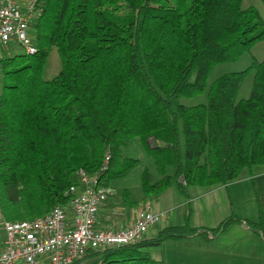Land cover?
Listing matches in <instances>:
<instances>
[{
	"label": "trees",
	"instance_id": "1",
	"mask_svg": "<svg viewBox=\"0 0 264 264\" xmlns=\"http://www.w3.org/2000/svg\"><path fill=\"white\" fill-rule=\"evenodd\" d=\"M264 3V0H261ZM242 0H37L30 29L36 52L4 59L0 93V214L28 220L67 207L78 173L98 172L100 184L126 176L137 164L121 149L139 140L158 174L143 171L141 190L156 197L170 186L208 188L264 165V58L222 74L206 102L178 97L205 92L210 71L264 40L258 10ZM55 48L58 74L42 77ZM194 72V80L190 76ZM252 72L250 94L236 99ZM179 130L183 137L180 149ZM168 169L172 174H168ZM123 203L134 207L128 191ZM166 226L135 245L90 251L99 264H158L141 249L199 235L207 239L240 221L217 227ZM264 235V226L249 223ZM85 255V256H87ZM76 264V263H74Z\"/></svg>",
	"mask_w": 264,
	"mask_h": 264
},
{
	"label": "built area",
	"instance_id": "2",
	"mask_svg": "<svg viewBox=\"0 0 264 264\" xmlns=\"http://www.w3.org/2000/svg\"><path fill=\"white\" fill-rule=\"evenodd\" d=\"M36 1L27 0L21 6L17 0H0V49L14 41L24 48L25 54L36 52L30 33L41 13ZM108 160L107 153L94 174L79 171L78 184L67 191V207L57 205L28 220H2L0 264H74L90 251L135 245L144 240L149 228L162 218V214L151 209L149 200L136 204L128 224L98 226L99 208L114 194L112 187L99 182Z\"/></svg>",
	"mask_w": 264,
	"mask_h": 264
},
{
	"label": "crops",
	"instance_id": "3",
	"mask_svg": "<svg viewBox=\"0 0 264 264\" xmlns=\"http://www.w3.org/2000/svg\"><path fill=\"white\" fill-rule=\"evenodd\" d=\"M17 1L23 6L27 0ZM2 57L0 51V60ZM246 169L237 179L226 184L208 188L189 187L188 197H183L175 186L156 197L151 209L162 214V218L152 227L150 236L147 237L146 233L145 239L166 226L183 225L187 213V220L193 228H215L231 216L240 219L215 236L208 233L207 239L192 235L164 241L159 247L170 243L172 250L170 258L163 257L164 254L160 256L159 264H264V235L249 225L260 222L264 226V165ZM145 199L151 202L152 198ZM140 201L143 200L136 202ZM134 208L110 197L99 208L98 226L106 228L128 224L135 214ZM2 220L0 214V223ZM3 238L4 232L0 229V242Z\"/></svg>",
	"mask_w": 264,
	"mask_h": 264
},
{
	"label": "rangeland",
	"instance_id": "4",
	"mask_svg": "<svg viewBox=\"0 0 264 264\" xmlns=\"http://www.w3.org/2000/svg\"><path fill=\"white\" fill-rule=\"evenodd\" d=\"M249 6L255 7L262 20H264V3L261 0H242L241 7L247 8ZM0 51L3 53L2 60H0V93L2 91L3 86V79H2V62L4 59L14 57L16 55H22L25 53L24 48L20 46L18 43L14 41L8 42L5 46L1 47ZM264 58V40H260L256 42L250 51L244 52L241 54L236 60L229 61L225 63H221L216 65L209 73L208 78L206 80L205 92L203 94L188 98V97H178L176 102L179 104L191 106L196 104H203L206 102V89L210 85V83L219 77L222 74L231 73V72H239L246 69L251 61L257 60L260 61ZM61 68V62L59 55L55 48H52L49 52L44 67L42 71V77L45 80H50L54 78ZM194 72L190 76V81L194 80ZM252 83V72H250L241 82L239 86L237 97L236 99L247 98L250 94ZM179 142H180V149H183V137L182 133L179 130ZM121 153L125 156L130 158L136 159L138 164L124 177L117 178L111 181L110 186L112 187L114 194L111 196L116 202L123 201V191L127 190L129 197L133 201L138 200H146L145 195L141 190V175L143 171L149 172L152 177L153 181L158 179V174L156 172L155 165L153 163L152 158L147 154V152L142 148L138 139H132L125 147L121 149ZM247 169H243L242 172L246 171ZM168 174H172V170L168 169ZM189 188V187H188ZM187 188V195H182L183 197H188L189 190ZM191 189V188H190ZM157 197V196H156ZM156 197H152L151 202L152 206L155 204ZM1 224V223H0ZM189 224V222H188ZM189 226H191L189 224ZM153 233V228H149L147 231V237ZM169 241V240H166ZM146 251L148 256L153 261H158L160 263L161 259L160 256L169 257V254L172 250V247L169 244H165L158 248L155 247H148L145 249H141V252ZM92 254V253H91ZM88 254V255H91ZM85 256L83 259L78 261L76 264H99V257L97 254H93L95 256Z\"/></svg>",
	"mask_w": 264,
	"mask_h": 264
}]
</instances>
